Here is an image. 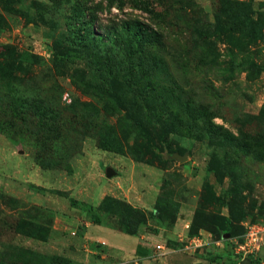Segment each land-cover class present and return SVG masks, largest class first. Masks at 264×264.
<instances>
[{"label":"rangeland","instance_id":"374dc122","mask_svg":"<svg viewBox=\"0 0 264 264\" xmlns=\"http://www.w3.org/2000/svg\"><path fill=\"white\" fill-rule=\"evenodd\" d=\"M262 222L264 0H0V264L94 226L119 264H264Z\"/></svg>","mask_w":264,"mask_h":264},{"label":"crops","instance_id":"0c3cea01","mask_svg":"<svg viewBox=\"0 0 264 264\" xmlns=\"http://www.w3.org/2000/svg\"><path fill=\"white\" fill-rule=\"evenodd\" d=\"M99 227L100 226H94L80 237L82 243L79 244V247H86L85 250H78L77 248L78 252L74 253V251H71L70 255H67L68 257L65 255V258L69 260L71 264H119L116 260L121 258L120 254H122V252L120 249L113 247L112 243H110L112 238L110 234L111 230L107 228L103 230ZM131 243H137L135 254H139L140 252L142 254L146 253L139 246V241L137 242L135 238H131ZM113 249L117 251L115 252ZM113 253H115L114 256H112Z\"/></svg>","mask_w":264,"mask_h":264},{"label":"trees","instance_id":"16d2710c","mask_svg":"<svg viewBox=\"0 0 264 264\" xmlns=\"http://www.w3.org/2000/svg\"><path fill=\"white\" fill-rule=\"evenodd\" d=\"M172 2H176V0H171ZM160 2V0H158V3ZM5 54H6V56H5V59H7V60H10V59H12V57H13V55H14V52H13V50L12 49H10V48H5ZM21 71H20V68L19 67H15V68H12V70H11V72L10 73H8V75H7V77L9 78V80H10V82H12V83H14V84H18V85H21L23 82H24V79L26 78H21L19 75H16L17 73H20ZM5 78V77H4ZM161 110H162V108L161 107H159ZM162 112H163V110H162ZM163 113H165V112H163ZM167 114H170V110L168 111V113ZM37 148H39V152H37L36 154H35V160H36V162H37V164L38 165H40L41 167H43V168H45V169H52V168H55V166H51V165H49V162H48V159H47V156L46 155H44V152H42V150H41V147H40V145L39 144H37ZM67 157V154H65V155H62V161H61V163L60 164H58L57 165V167L58 168H61V167H65V158ZM75 201L72 199V203H74ZM105 205V202L102 204V207H105L104 206ZM94 219H95V222L97 223V224H99L101 221H100V218L98 217V216H94ZM20 231V229L19 228H17V232H19ZM127 234H129V235H134L135 233L134 232H132V231H127L126 232ZM31 234V236H32V233H30ZM34 234V233H33ZM38 237H40L41 239H43V241H46L42 236H38ZM63 259V261L62 260H60V261H62V263L64 264H68V262H69V260H67L65 257L64 258H62ZM69 264H70V262H69Z\"/></svg>","mask_w":264,"mask_h":264},{"label":"built area","instance_id":"2783aa9c","mask_svg":"<svg viewBox=\"0 0 264 264\" xmlns=\"http://www.w3.org/2000/svg\"><path fill=\"white\" fill-rule=\"evenodd\" d=\"M195 245L198 246L199 240H194ZM264 244V222L262 223H248L245 225V233L243 241L238 245L244 254L254 253L259 251ZM158 251L163 252L161 246H157Z\"/></svg>","mask_w":264,"mask_h":264},{"label":"water","instance_id":"95a60500","mask_svg":"<svg viewBox=\"0 0 264 264\" xmlns=\"http://www.w3.org/2000/svg\"><path fill=\"white\" fill-rule=\"evenodd\" d=\"M106 176L108 178H111V177L115 176V172L111 168H109L106 170Z\"/></svg>","mask_w":264,"mask_h":264}]
</instances>
